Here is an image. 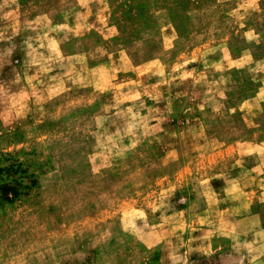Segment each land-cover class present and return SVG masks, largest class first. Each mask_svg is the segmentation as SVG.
Segmentation results:
<instances>
[{"label": "rangeland", "instance_id": "obj_1", "mask_svg": "<svg viewBox=\"0 0 264 264\" xmlns=\"http://www.w3.org/2000/svg\"><path fill=\"white\" fill-rule=\"evenodd\" d=\"M0 264H264V0H0Z\"/></svg>", "mask_w": 264, "mask_h": 264}]
</instances>
